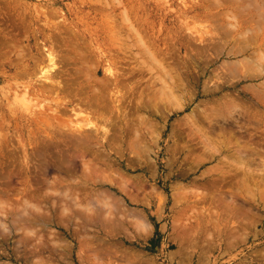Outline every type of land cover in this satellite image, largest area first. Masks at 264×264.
I'll return each mask as SVG.
<instances>
[{
  "label": "rangeland",
  "instance_id": "obj_1",
  "mask_svg": "<svg viewBox=\"0 0 264 264\" xmlns=\"http://www.w3.org/2000/svg\"><path fill=\"white\" fill-rule=\"evenodd\" d=\"M244 1L0 0V264H264V142L260 139V133L264 136V126L259 124L261 130L252 138L260 142L252 156L254 160L247 166L251 172L247 173L249 180L244 179L245 183L248 181L246 190L241 187L240 170H235L239 165L237 159L230 154L235 146L208 161L199 133L194 135L197 130L210 131L207 134L213 140L225 137L235 143L237 138L249 140V133L259 130L250 125L253 129L245 132L233 126L228 130L217 128L211 133L206 115L211 109L210 114L214 108H220L215 104L229 92L213 98L202 93L205 84L223 82L209 78L213 73H221L223 59L202 74V67L214 57L212 44L221 47L228 39L219 41L216 25L222 19L236 22L228 28L229 31L232 28L231 32L239 31L238 27L242 28L240 32L250 28L248 36L264 47V0ZM249 2L252 5L246 4ZM225 13L231 16L224 17ZM201 34L208 42L199 43H206L210 49L200 52L198 60L193 61L196 54L193 43L198 44L196 37L200 38ZM50 50L57 58L54 81L58 82L54 85L44 74ZM147 50L152 52L151 56ZM259 64L258 70L254 66L257 73L261 69ZM109 67L115 71L117 84L123 89L121 106L128 109L130 125L124 128L123 135L114 128L117 135L114 141H108V146H94L86 155L76 151L75 164L67 163L69 154L55 148V144L62 147L69 143L64 133H73L82 123L84 113L91 115L93 109H86V104L95 99L93 89L103 88L105 70ZM166 72L174 80L167 79ZM234 78L231 82L239 81ZM110 80L115 82L113 78ZM263 81L239 83L257 90ZM58 83L65 86L63 90ZM164 83L171 87L175 102H170L171 97L166 94L170 91L159 93ZM111 85L109 89L113 88ZM123 85L132 86L131 91L127 89L133 92L131 96L125 94ZM140 91L145 100L153 96L144 101L149 105L143 114L145 120H154L147 123L149 133L145 122L140 128L143 143L139 141V153L129 145L134 143L130 133L139 123L134 108ZM148 100L154 104L160 101L159 108H154ZM243 100L242 104L250 105L248 100ZM59 104L63 110L56 108ZM251 105L260 117L256 121L263 123L264 109ZM246 120V117L241 119V124L248 123ZM193 121L205 130L192 125ZM193 126L197 130H192ZM150 133L155 137L147 135ZM45 143L47 150L41 149ZM44 157L50 167L43 168L40 164ZM69 164L72 166L69 168H74L71 176L63 173ZM214 169H225V174ZM39 177L45 180L42 182ZM253 178L256 182L250 180ZM239 187L242 190L237 192ZM231 200H238L239 207L233 209L236 203ZM223 202L233 205L230 210L226 208L232 217L221 209ZM216 208L218 216L212 212ZM242 213L247 215L242 217ZM215 219L221 220L216 223ZM213 223L217 224L216 228Z\"/></svg>",
  "mask_w": 264,
  "mask_h": 264
},
{
  "label": "bare ground",
  "instance_id": "obj_2",
  "mask_svg": "<svg viewBox=\"0 0 264 264\" xmlns=\"http://www.w3.org/2000/svg\"><path fill=\"white\" fill-rule=\"evenodd\" d=\"M135 1V0H134ZM229 1H233V0H229ZM234 1H238V0H234ZM245 1H247V0H245ZM244 1V2H245ZM215 2V1H214ZM252 2V1H251ZM251 2H249V3H246V4H250V5H252L251 4ZM264 2V1H263ZM207 3V2H206ZM213 3V2H212ZM234 3V2H233ZM252 3H254V1L252 2ZM202 4V3H201ZM207 4H209V3H207ZM262 4V3H261ZM132 5V4H131ZM216 5V4H215ZM245 5V4H244ZM197 6V5H196ZM247 6V5H246ZM195 7V6H194ZM218 7V6H217ZM204 8H206V6H204ZM199 9V8H198ZM217 9V8H216ZM243 9H245V6H244V8ZM258 9H259V7H258ZM214 10H215V7H214ZM255 10L257 11V9L255 8ZM200 11V10H199ZM219 11V10H218ZM221 11V10H220ZM228 11V10H227ZM203 12H205V11H203ZM207 12V11H206ZM209 13L211 12V11H208ZM225 12H226V10H225ZM259 12H260V9H259ZM258 12V13H259ZM124 14V13H123ZM205 14V13H204ZM215 14H217L216 12H215ZM263 14V13H262ZM110 15V14H109ZM202 16H203V14H201ZM211 15V14H210ZM217 15H221V14H217ZM225 16L224 17H226V16H231V14H228V13H225L224 14ZM260 15V14H259ZM264 15V14H263ZM76 16V15H75ZM131 16V15H130ZM133 16V15H132ZM189 16V15H188ZM193 16V15H192ZM196 15L194 14V17H195ZM198 16H200V14H198ZM197 16V17H198ZM201 16V17H202ZM107 17V16H106ZM186 17V16H185ZM206 17H210L209 15H206ZM213 17H214V15H213ZM233 17V16H232ZM232 17H230V18H232ZM235 17V16H234ZM259 17V16H258ZM261 17V16H260ZM187 18V17H186ZM204 18H205V15H204ZM203 18V19H204ZM212 18V17H211ZM198 19V18H197ZM229 19V18H228ZM235 19V18H234ZM236 20V19H235ZM116 21V20H115ZM227 21V20H226ZM232 21V20H231ZM252 21V20H251ZM238 22V21H237ZM244 22H245V20H244ZM109 23V22H108ZM209 23V22H208ZM207 23V24H208ZM224 23H226V24H224ZM236 23V22H235ZM235 23H229V22H224V19H222V22L221 23H219L218 25H216V30H217V32H218V34L221 36V38H220V40L219 41H222V40H224L226 37H228V39L227 40H224L225 41V44H222V48L221 47H219L220 46V44H212V47L214 46L215 48V50H214V53L212 54L214 57L213 58H211L208 62H207V65L205 66V67H202L203 68V72H202V74L203 75H205L207 72H208V69H209V67H213V66H215L221 59H223V61H222V67H223V70L221 71V73H216V74H214L213 73V76H211V77H209V78H217V80L219 79H222L223 80V82H219V84L220 83H222V84H220V85H216V84H218L217 82H215V85H213V84H211V85H207V84H205L206 86H205V88H204V90H203V94L205 95V96H210L211 98H213V97H216L218 94H221L222 92H223V94H224V91H227L228 90V92L229 93H225L224 94V98L223 99H220L219 101H217V103L215 104L216 106L217 105H219V107L220 108H214V107H216V106H214L213 108V112H212V114H210L211 113V111H212V109H211V111H210V113H208V114H210L209 116H207L208 114H207V112H206V114H205V112H204V114L206 115V117L209 119V120H206V121H209L208 122V126H209V128L211 129V133H215L216 132V130H218V129H220V128H225V129H227V128H232L233 126L234 127H237V129H239V130H245V132H247V131H249L250 130V125H252L253 127H256V128H258V126H259V124H262L263 126H264V122L263 123H261L260 122V120L259 121H256V119H257V117H258V115H257V112H255V111H253L252 110V105H251V103L252 104H257V106L258 107H261L262 109H264V81L258 86L259 87V89H257V90H254V88L253 87H251V86H248V85H240V83H244V82H249V83H251V82H255V81H257L258 79H260V81L262 80V79H264V47L262 46V45H260V44H257V42H254L253 40H252V38L250 37V36H248V34H250L251 33V29L250 28H245L244 30H242V32H240V29H242V28H239L238 27V30L239 31H236V32H231V29H230V31H229V27L230 26H235ZM249 23V22H248ZM137 25V24H136ZM204 25V24H203ZM261 25V24H260ZM260 25H258L259 27H260ZM264 25V17H262V26ZM139 26V25H138ZM193 26V25H192ZM198 26V25H197ZM261 26V27H262ZM50 27V26H49ZM116 27V26H115ZM200 27H202V26H200ZM208 27V26H207ZM241 27V26H240ZM261 27H260V29H261ZM62 28V27H61ZM194 28V27H193ZM203 28V27H202ZM204 28H206V27H204ZM258 28V27H257ZM26 29V28H25ZM33 30V29H32ZM52 30V29H51ZM193 30V29H192ZM203 29H201V31H202ZM233 30H234V28H233ZM247 30V31H246ZM259 30V29H258ZM11 31V30H10ZM25 31V30H24ZM206 30H204V32H205ZM262 31V30H261ZM29 32V31H28ZM203 32V33H204ZM207 32H208V30H207ZM210 32V31H209ZM208 32V33H209ZM264 32V27H263V31H262V33ZM60 33H62V32H60ZM198 33H202V32H198ZM202 33V34H203ZM206 33V32H205ZM258 33V32H257ZM116 34V33H115ZM202 34L200 35V38L197 36L196 38V41L195 42H198V44H194L193 42V45H194V50H195V56H193V61L195 60V61H197L198 59V54L200 53V52H203L204 50L206 51L207 50V48H208V45H207V47H206V43L208 42L206 39L207 38H205V37H203L202 36ZM207 34V33H206ZM222 34V35H221ZM143 35V34H142ZM141 35V36H142ZM190 35V34H189ZM248 37H247V36ZM257 35V34H256ZM53 36V35H52ZM195 36V35H194ZM51 37V36H50ZM145 37V36H144ZM203 37V38H202ZM250 37V38H249ZM149 39V38H148ZM193 39V38H192ZM55 40V39H54ZM147 40V39H146ZM194 40H195V38H194ZM206 40V41H205ZM216 40V39H215ZM214 40V41H215ZM192 41V40H191ZM206 42V43H204V44H202V43H199V42ZM223 41V42H224ZM263 41V40H262ZM11 44H13V43H11ZM51 44V43H50ZM190 44H191V42H190ZM199 44H200V46H199ZM264 44V43H263ZM118 45V44H117ZM211 45V44H210ZM187 46H188V44H187ZM191 46V45H190ZM5 48V47H4ZM3 48V49H4ZM20 48H22L21 46H20ZM55 48V47H54ZM53 48V49H54ZM219 48H221V50H219ZM208 49H210V47L208 48ZM21 50V49H20ZM149 50V49H148ZM147 50V52L146 53H148L147 55H152V52H150V51H148ZM223 50V51H222ZM13 51V50H12ZM51 51V50H50ZM128 51V50H127ZM218 51H221V52H218ZM25 52V51H24ZM119 52V51H118ZM125 52V51H124ZM130 52V51H129ZM141 52V51H140ZM159 52V51H158ZM157 52V53H158ZM192 52V51H191ZM213 52V51H212ZM21 53V52H20ZM19 53V54H20ZM155 53V52H154ZM207 54V53H206ZM0 55H1V53H0ZM58 55V54H57ZM200 55V54H199ZM210 55V54H209ZM46 57V56H45ZM158 57V56H157ZM210 57H211V55H210ZM152 59L154 58V57H151ZM56 57H55V55L53 54V52L51 51V52H49L48 51V53H47V60H48V65H45L46 66V69L44 70V74L45 73H47V76L45 77V79H47L50 83H53V85H54V83H56V81H54V77H55V74H56V72H55V70H56V65H57V63H56ZM124 59V58H123ZM132 59V58H131ZM191 59V58H190ZM18 60V59H17ZM145 60V59H144ZM154 61H156V59L154 58L153 59ZM164 60V59H163ZM167 60V59H166ZM189 60V59H188ZM83 61V60H82ZM139 61V60H138ZM256 61H258V62H256ZM38 62V61H37ZM132 62V61H131ZM151 62V61H150ZM158 62V61H157ZM163 62V61H162ZM259 62H260V64H259ZM119 63H121V62H119ZM170 63V62H169ZM192 63V62H191ZM226 63V64H225ZM259 64V65H261V69H260V71H259V73H257L258 71H256L255 69H254V66H256V64ZM35 64V63H34ZM111 64V63H110ZM258 64H257V66H258ZM81 65V64H80ZM138 65V64H137ZM162 65V64H161ZM165 65V64H164ZM170 65V64H169ZM172 65V64H171ZM24 66V65H23ZM41 66V65H40ZM256 66V67H257ZM59 67V66H58ZM88 67V66H87ZM159 67V66H158ZM170 67V66H169ZM83 68V67H82ZM81 68V69H82ZM215 68V67H214ZM43 69V68H42ZM41 69V70H42ZM118 69V68H117ZM157 69V68H156ZM218 69V68H217ZM216 69V70H217ZM163 70H164V68H163ZM257 70H258V67H257ZM79 71V70H78ZM41 72V71H40ZM212 72H214V69H213V71ZM212 72H210V74H212ZM49 73V74H48ZM116 73H118V71L116 70ZM39 74V73H38ZM40 74H42V73H40ZM44 74H43V76H44ZM105 74L107 75V78H106V80H103V88H98V86L95 88V89H93V90H98L97 92L95 91L94 93H92V94H95V99L93 100V101H88L87 102V106H88V108H86V109H89V110H91V109H93V110H91L90 111V113H91V115H88L87 113L85 114L84 112V115H83V118H81V122L82 123H80V124H78V126L76 127V128H74V130L75 131H72L73 133H71V132H68V134H66V133H64L65 134V138H67V139H69L70 140V142L69 143H67V142H65V144L64 145H62V147L60 146V144H58V143H56L55 144V148H61L60 149V151H65L67 154H69L68 155V158L67 157H65V159L67 158V163H70V164H72V165H74L75 164V160H74V158H76L75 156V152L76 151H81V153L82 154H85V152L87 151V150H89V149H91V148H93L94 146H97V145H102L103 147H105L106 145H107V143H108V141L109 140H111V141H114V139L116 138L115 137V135H117L116 134V132L115 131H113L114 130V128L115 129H119L120 130V132H121V134L123 135V131L126 129L125 127H127V126H129L130 125V123H129V117H128V114H129V112H128V109H127V107H125V106H121V103H122V100H123V94H124V92L122 91L123 89L121 88V87H119V85L117 84L118 83V81H116V79H117V75L115 74V71H113L112 70V68H108V69H106L105 70ZM119 74V77H120V73H118ZM198 74V73H197ZM209 74V73H208ZM23 75H24V73H23ZM79 75V74H78ZM82 75V74H81ZM166 76H167V79H169V80H174V79H172V77L171 76H169V73H167L166 72V74H165ZM122 76H124L123 74H122ZM155 76V75H154ZM238 76V77H237ZM194 77V76H193ZM234 77H236V78H234ZM111 78H113L114 80H115V82L112 80H110ZM121 78H123V77H121ZM208 78V79H209ZM213 78V79H214ZM215 78V79H216ZM233 78L234 79H239V81H235V82H231L232 80H233ZM59 79V78H58ZM120 79V78H119ZM52 80V81H51ZM165 80V79H164ZM218 80V81H219ZM89 81V80H88ZM130 81V80H129ZM209 81L210 82H212L211 81V79H209ZM221 81V80H220ZM227 81V82H226ZM58 82V81H57ZM90 82V81H89ZM121 82V81H120ZM166 82H168V81H166ZM204 82V81H203ZM230 83L229 85H226V83ZM240 82V83H239ZM111 83H112V85H113V88L111 87V89H109L110 88V85H111ZM130 83V82H129ZM128 83V84H129ZM156 83V82H155ZM172 83V82H171ZM41 84V83H40ZM59 84V83H58ZM90 84V83H89ZM151 84V83H150ZM149 84V85H150ZM165 84V83H164ZM185 84V83H184ZM52 85V84H51ZM60 85V84H59ZM111 85V86H112ZM133 85V84H132ZM172 86V85H171ZM60 87H61V89L63 90V87H65V86H61L60 85ZM124 89H125V94H127V93H129V90L131 91V89H130V87H132V86H130L129 87V85L127 86V88H126V86L125 85H123L122 86ZM128 87H129V90H127L128 89ZM169 87V88H168ZM53 88V87H52ZM68 88V87H67ZM67 88H65L66 89V91H68L67 90ZM98 88V89H97ZM171 87L170 86H167V84H165L163 87H161V89L159 90V93L161 94V95H163V94H165L166 92L165 91H170V92H167L166 94L168 95V98H169V95H170V102H175V99L173 98L174 97V95L173 94H171V89H170ZM239 88V89H238ZM51 89V88H50ZM60 89V88H59ZM176 89V88H175ZM231 89V90H230ZM53 90V89H52ZM143 90V89H142ZM177 90V89H176ZM175 90V91H176ZM58 91V90H57ZM172 91H174L173 89H172ZM189 91V90H188ZM233 91V92H232ZM52 92V91H51ZM165 92V93H164ZM185 92V91H184ZM53 93V92H52ZM70 93V92H69ZM136 93V92H135ZM155 93V92H154ZM91 94V93H90ZM130 94V96H131V94H133V92H131V93H129ZM178 94V93H177ZM144 95V94H143ZM143 95H142V91H140L139 93H138V95H137V99H136V101H135V108H134V111H135V113L136 114H139V115H137L136 116V123H138V126L136 127V125L134 126V128H133V125H131V128H133V130L131 129V128H129V130H132V132L133 133H130V134H133V137H134V143L133 144H131V145H129V147H131L132 149H134V148H136V150L138 151V148H137V146L138 145H140L141 143L140 142H142L143 143V138L142 139H140V137L142 136V134L140 133V128L142 127V124L145 122L146 123V125L144 126L145 127V129H147L146 128V126H148V128H149V125H147V123L148 124H150V123H153L152 121L154 120H152L151 122L148 120H145V118H147L143 113H145L146 111H147V108H148V105L149 104H146L144 101H146L147 99H151V97H153V96H151V97H148V98H146V100L145 99H143ZM152 95H154V94H152ZM172 95V96H171ZM75 96V95H74ZM94 96V95H93ZM92 96V97H93ZM144 97H145V95H144ZM178 97V96H177ZM192 97V96H191ZM65 98H66V96H65ZM125 98V97H124ZM154 98H155V96H154ZM153 98V100H154V102L156 101V98L154 99ZM162 98V97H161ZM189 98V97H188ZM166 99V98H165ZM243 99H246V100H248L249 101V103H250V105H245L244 103V105L242 104V102L244 101ZM91 100V99H90ZM152 100V101H153ZM158 100V99H157ZM239 100H240V102H239ZM241 100H243V101H241ZM80 101H82V100H80ZM149 101V100H148ZM151 101V102H152ZM176 101H177V99H176ZM215 101V100H214ZM150 102V101H149ZM150 102V103H151ZM160 101H157L155 104L157 105V106H155V104L152 102V106L154 107V108H159V103ZM164 102V101H163ZM169 101H168V99L166 100V102H165V105L168 103ZM130 103V102H129ZM148 103V102H147ZM209 103V102H208ZM213 103V102H212ZM239 103H241V104H239ZM248 103V104H249ZM91 104H93L94 105V107L92 108V106H91ZM164 104V103H163ZM162 104V105H163ZM171 104V103H170ZM176 103H174V105H173V103L171 104V106L173 105V106H176L177 107V105H175ZM61 104H59V105H57V107L56 108H60V109H62L61 108V106H60ZM151 105V104H150ZM165 105H163V107H165ZM213 105H214V103H213ZM56 106V105H55ZM167 106V105H166ZM169 106V105H168ZM151 107V106H150ZM149 107V108H150ZM179 107V106H178ZM177 107V108H178ZM183 107V106H182ZM59 108H58V110H59ZM84 108V107H83ZM82 108V109H83ZM152 108V107H151ZM171 108H173V107H171ZM175 108V107H174ZM203 108V107H202ZM70 109V108H69ZM73 108H71V110H72ZM80 109V108H79ZM85 109V110H86ZM178 109H181V108H178ZM57 110V109H56ZM63 110V109H62ZM64 110H66V109H64ZM203 110V109H202ZM209 110H210V108H209ZM67 111V110H66ZM70 111V110H69ZM79 111V110H78ZM163 111V110H162ZM167 111V110H166ZM165 111V112H166ZM86 112H88V111H86ZM156 112V111H155ZM167 112H169V111H167ZM262 112H264V110H262ZM63 113V112H62ZM80 113H82V112H80ZM158 113V112H157ZM142 114V115H141ZM78 115V114H77ZM88 115V116H87ZM204 115V116H205ZM150 116V115H149ZM260 116V115H259ZM79 117V116H78ZM82 117V116H81ZM205 117V118H206ZM247 118V120L246 121H248V123H245V124H241V119H243L244 120V118ZM149 118V117H148ZM194 118V117H193ZM259 119H260V117H258ZM188 119V118H187ZM195 119V118H194ZM197 119V118H196ZM193 120V119H192ZM133 120H130V122H132ZM263 121V120H262ZM198 122V121H197ZM196 122V123H197ZM200 122H201V120H200ZM134 123V122H133ZM190 123V122H189ZM192 123V122H191ZM190 123V124H191ZM77 124V123H76ZM186 124H188V123H186ZM194 124V121H193V123H192V125ZM181 125V124H180ZM198 125V124H197ZM206 125V124H205ZM194 126H196L195 124H194ZM193 126V127H194ZM207 126V125H206ZM136 127V128H135ZM152 127H155V126H153L152 125ZM197 128H199V127H201V125L200 126H196ZM125 128V129H124ZM181 128V127H180ZM191 128V127H190ZM189 128V129H190ZM205 128V127H204ZM204 128H202L201 127V129H203V130H205ZM206 128H208V127H206ZM218 128V129H217ZM150 129V128H149ZM152 130H153V128H151ZM186 129V128H185ZM192 130H197V129H195V127H194V129L193 128H191ZM251 129H253V128H251ZM259 129V128H258ZM264 129V128H263ZM174 130V129H173ZM228 130V129H227ZM253 130H255V129H253ZM251 131L250 133H249V137H250V139L249 140H244V141H242L240 138H237L238 140H240V141H236L235 143H230L229 142V139L230 138H226L225 139V137L224 136H222V137H224V139L223 140H219V141H217V138H215L214 140L210 137V135H208L207 133L208 132H210V131H208L207 133H204V132H202L201 133V131L200 130H197V133H195L194 135L196 136V135H198V133H199V138L201 139V146H202V149H203V151H205L206 153V155H207V159H208V161H212V160H215V158H216V155L217 154H221L223 151H225L224 149H230L231 147V145L233 146H235V149H233V151H230V154H231V157H233V156H235L236 157V159H237V162H238V164L239 165H236V169L235 170H240L239 172L241 173V177H239V175H238V177L239 178H242L243 179V182H242V189H244V190H246L247 189V185H246V183L248 182L247 180H249V177L247 178V173H250L251 171L248 169V165H249V162L250 163H252L251 161H252V156L255 154V152L257 151V148H256V146L257 145H259V142H260V139L262 138L263 139V142H264V136H263V132L262 133H260V139L258 140V141H256V140H252V138H254L253 136L254 135H257L258 134V132L257 131H260L261 129H259V130H255V131ZM59 131V130H58ZM118 131V130H117ZM127 131V130H126ZM146 131V130H145ZM154 131V130H153ZM172 131V130H171ZM223 131V130H222ZM263 131V130H262ZM128 132V131H127ZM147 133H149L150 132V130H149V132H148V129H147V131H146ZM191 132V131H190ZM62 133V132H61ZM97 133V134H96ZM126 133V132H125ZM153 133V132H152ZM221 132H219V134H220ZM64 134H61V136L62 137H64L63 135ZM99 134L101 135V139L100 140H98V138H100V136H99ZM119 134V133H118ZM128 134V133H127ZM216 134H218V133H216ZM244 134H246V133H244ZM60 135V134H59ZM68 135H70V136H68ZM147 135H149V136H151V137H153L154 135L152 134L151 135V133L150 134H147ZM247 135V134H246ZM171 136V135H170ZM193 136V135H192ZM197 136V137H198ZM115 137V138H114ZM119 137H121V136H119ZM146 137V136H145ZM155 137V136H154ZM259 137V136H258ZM64 138V139H65ZM122 138H123V136H122ZM198 138V139H199ZM246 138H247V136H246ZM199 139V140H200ZM233 139V138H232ZM261 139V140H262ZM60 140V139H59ZM68 140V141H69ZM130 140V139H129ZM62 141V140H61ZM105 141V142H104ZM140 141V142H139ZM255 141V142H254ZM58 142V141H57ZM130 142H131V140L129 141V144H130ZM136 142L137 143H139V144H136ZM240 142H241V144H240ZM51 144V143H50ZM29 145V144H28ZM48 144L47 143H45V145L44 146H42V148L41 149H45V150H47V148H48V146H47ZM144 145V144H143ZM146 145V144H145ZM27 146V145H26ZM108 146V145H107ZM264 146V145H263ZM159 147V146H158ZM178 147V146H177ZM33 148V147H32ZM51 148V147H50ZM62 148H64V149H62ZM66 148V149H65ZM108 148V147H107ZM115 148V147H114ZM118 148V147H117ZM28 149V148H27ZM71 149H72V151H71ZM77 149V150H76ZM179 149H180V147H179ZM49 150V149H48ZM140 150V149H139ZM90 151V150H89ZM100 151V150H99ZM143 151V150H142ZM180 151V150H179ZM139 152V151H138ZM167 152V151H166ZM22 153H24V152H22ZM50 153V152H49ZM55 153V152H54ZM64 153V152H63ZM65 153V154H66ZM80 153V152H79ZM89 153V152H88ZM140 153V152H139ZM147 153H149V152H147ZM34 155V154H33ZM86 155V154H85ZM88 155V154H87ZM261 155V154H260ZM95 156V155H94ZM43 157V156H42ZM53 157V156H52ZM56 157H58L57 155H56ZM39 158V157H38ZM37 158V159H38ZM21 159V158H20ZM60 159V158H59ZM58 159V160H59ZM69 159V160H68ZM95 159V158H94ZM98 159V158H97ZM167 159V158H166ZM39 160V159H38ZM44 162L43 161H40V164H42V166H43V168H47V167H50L51 166V164H49L50 162H48V160H46L45 159V157H44ZM254 160V159H253ZM261 160V159H260ZM30 161V160H29ZM37 161V160H36ZM61 161V160H60ZM66 161V160H65ZM98 161V160H97ZM262 161V160H261ZM20 162V161H19ZM41 162H43V163H41ZM254 162V161H253ZM61 163V162H60ZM65 163V162H64ZM263 163V162H262ZM39 164V165H40ZM69 164V165H70ZM50 165V166H49ZM59 165V164H58ZM63 165V164H62ZM67 166V165H66ZM39 167V166H38ZM69 167H72L71 165L70 166H68V168H66L64 171H63V173L65 172L67 175H70L71 176V174H73V171H74V168L72 169V168H69ZM41 168L42 167H40V171H41ZM59 168V167H58ZM64 168V167H63ZM85 168H87L88 170H90L89 168H88V166H85ZM23 169V168H22ZM104 169V168H103ZM213 169V168H212ZM221 169V168H220ZM219 169V170H220ZM63 170V169H62ZM78 170V169H77ZM87 170V171H88ZM100 170V169H99ZM105 170V169H104ZM215 170V169H214ZM219 170H215V172H217V173H221V174H225L223 171L225 170H222V171H219ZM43 171H44V169H43ZM86 171V170H85ZM106 171V170H105ZM211 171H213V170H211ZM97 172V171H96ZM227 172V171H226ZM238 172V173H239ZM31 173V172H30ZM90 173H91V171H90ZM238 173H236V174H238ZM35 174V173H34ZM37 174V173H36ZM39 174V173H38ZM41 175V174H40ZM46 174H44V176H45ZM84 176V175H83ZM101 176V175H100ZM117 176V175H116ZM237 176V175H236ZM105 177V176H104ZM106 178V177H105ZM120 178V177H119ZM122 178V177H121ZM120 178V179H121ZM247 178V180H246V183H245V181H244V179H246ZM255 178V177H254ZM250 179V180H255V179ZM39 179H40V177H39ZM47 179V178H46ZM262 179H264V178H262ZM42 182H43V180H45V179H40ZM240 180V179H239ZM238 180V181H239ZM40 181V183H42ZM123 181H124V179H123ZM259 180H257V182H258ZM264 181V180H263ZM262 181V182H263ZM32 182H33V180H32ZM35 182H36V180H35ZM253 182H256V180L255 181H253ZM252 182V183H253ZM98 183V182H97ZM233 183V182H232ZM32 184V183H31ZM37 184V183H36ZM126 184V183H125ZM241 184V183H240ZM249 184V183H248ZM256 184V183H255ZM259 184V183H258ZM257 184V185H258ZM212 186V185H211ZM196 187V186H195ZM140 188V187H139ZM198 188V187H197ZM199 188H200V186H199ZM198 188V189H199ZM250 188V187H249ZM248 188V189H249ZM196 189V188H195ZM242 190L240 187L239 188H237V192H239L240 190ZM140 190V189H139ZM239 190V191H238ZM74 191V190H73ZM249 191V190H248ZM247 192V191H246ZM255 192V191H254ZM197 193V192H196ZM231 193V192H230ZM249 193V192H248ZM247 193V194H248ZM252 193V192H251ZM259 193V192H258ZM264 193V192H263ZM195 193H193V195H194ZM213 194V193H212ZM208 195V194H207ZM209 195H210V192H209ZM250 195V194H249ZM248 195V196H249ZM262 195V194H261ZM260 195V196H261ZM204 196V195H203ZM212 196V195H211ZM213 196H214V194H213ZM226 196V195H225ZM254 196V195H253ZM263 196V195H262ZM206 197L207 196H205V199H206ZM210 197V196H209ZM215 197V196H214ZM222 197H223V195H222ZM233 197V196H232ZM250 197H252L251 195H250ZM254 198V197H253ZM252 198V199H253ZM264 198V197H263ZM202 199V198H201ZM234 199H236V196H235V198H233V200ZM259 200V199H258ZM252 201V200H251ZM254 201V203H255V200H253ZM263 201H264V199H263ZM42 202V201H41ZM179 202V201H178ZM229 202H231V203H233V202H235V201H229ZM229 202H223V203H221V209L222 208H224L223 209V211H227L226 213L228 214V213H230V212H228L229 210H230V208H231V206L233 207V205L231 204V206H230V204H229ZM236 203V205L233 207V209L234 208H236V207H239L238 206V204L237 203H239V201L237 200V202H235ZM248 203V202H247ZM250 203V202H249ZM1 204V203H0ZM218 205V204H217ZM241 205V204H240ZM243 205V204H242ZM252 206V205H251ZM48 207V206H47ZM241 207V209H243L242 208V206H240ZM264 207V206H263ZM46 208V207H45ZM226 208H228L229 210H227ZM37 209V208H36ZM232 209V208H231ZM32 210V209H31ZM217 210H218V208H216V209H214V210H212V212H214L215 214H217V216H218V212H217ZM237 211H239L240 209H236ZM244 210H245V208H244ZM243 210V211H244ZM246 210H248V209H246ZM251 210V209H250ZM10 211V210H9ZM25 211V210H24ZM37 211V210H36ZM39 211V210H38ZM204 211V210H203ZM219 211V210H218ZM242 211V212H243ZM11 212V211H10ZM64 212V211H63ZM252 212V211H251ZM13 213V212H12ZM24 213V212H23ZM37 213V212H36ZM41 213V212H40ZM213 213V214H214ZM236 213V212H235ZM240 213V212H239ZM3 214V213H2ZM219 214H221V212H219ZM225 214V213H224ZM243 214L244 213H242V217H244V216H246L245 214H244V216H243ZM223 215V214H222ZM221 215V216H222ZM233 215H234V213H233ZM22 216V215H21ZM25 216V215H24ZM221 216H220V218H221ZM224 216V215H223ZM229 216H231L232 217V214L230 213L229 214ZM228 216V217H229ZM234 216H237V215H234ZM239 216H241V214L239 215ZM238 216V217H239ZM225 217H226V214H225ZM41 219V218H40ZM59 219V218H58ZM66 219V218H65ZM229 219V218H228ZM236 219V218H235ZM6 220V219H5ZM216 221V223H218L219 222V220H221V219H219L218 220V222H217V219H215ZM230 220V219H229ZM240 220V219H239ZM49 221V220H48ZM245 222H247V221H245ZM13 223H15L14 221H13ZM109 223V222H108ZM107 223V224H108ZM216 223H213V224H215L214 225V227L216 228V226H217V224ZM248 223H249V221H248ZM248 223H246V224H248ZM16 224V223H15ZM49 224V223H48ZM52 224V223H51ZM227 224H228V222H227ZM235 224V223H234ZM38 225V224H37ZM16 226V225H15ZM25 226V225H24ZM83 226V225H82ZM240 226V225H239ZM252 227V226H251ZM20 228V227H19ZM107 228V227H106ZM110 228V227H109ZM205 228V227H204ZM219 228V227H218ZM233 228V227H232ZM21 229V228H20ZM238 229V228H237ZM236 229V230H237ZM249 229V228H248ZM206 231H207V229H205ZM235 230V229H234ZM6 231V230H5ZM14 231V230H13ZM239 231V230H238ZM244 231V230H243ZM209 232V231H208ZM241 232V231H240ZM246 232V231H245ZM6 233V232H5ZM228 233V232H227ZM248 234V233H247ZM11 235V234H10ZM242 235H243V233H242ZM237 237H238V235H237ZM86 238V237H85ZM97 238V237H96ZM207 238V237H206ZM210 238V237H209ZM208 238V239H209ZM230 238H231V236H230ZM79 239V238H78ZM93 239V238H92ZM236 240V239H235ZM24 241V240H23ZM39 241H41V240H39ZM88 241V240H87ZM229 241V240H228ZM29 242V241H28ZM221 242V241H220ZM226 243V242H225ZM25 244V243H24ZM24 244H23V246H24ZM55 244V243H54ZM230 244V243H229ZM51 245V244H50ZM98 245V244H97ZM103 245V244H102ZM206 245V244H205ZM27 246V245H26ZM219 246V245H218ZM50 247V246H49ZM103 247V246H102ZM230 247H231V245H230ZM233 247V246H232ZM54 248V247H53ZM100 248V247H99ZM57 249V248H56ZM35 250V249H34ZM50 250V249H49ZM225 250V249H224ZM56 251V250H55ZM58 251V250H57ZM226 251V250H225ZM28 252V251H27ZM52 252V251H51ZM33 253V252H32ZM61 253V252H60ZM65 253V252H64ZM44 254V253H43ZM54 254V253H53ZM33 255H35V253L33 254ZM65 255V254H64ZM47 256V255H46ZM41 257V256H40ZM49 257V256H48ZM53 257V256H52ZM59 257V256H58ZM61 257H62V255H61ZM61 257H59V258H61ZM51 258V257H50ZM43 259V258H42ZM45 259V258H44ZM123 259V258H122ZM140 259H142V258H140ZM60 260V259H59ZM42 261V260H41ZM45 262V261H44ZM128 262V261H127ZM126 262V263H127ZM251 262V261H250ZM132 264V263H131Z\"/></svg>",
  "mask_w": 264,
  "mask_h": 264
}]
</instances>
